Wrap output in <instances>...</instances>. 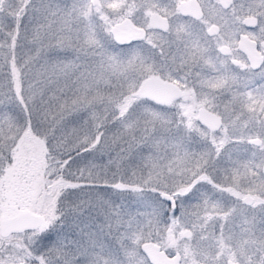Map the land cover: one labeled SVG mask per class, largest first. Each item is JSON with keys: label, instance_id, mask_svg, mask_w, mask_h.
<instances>
[{"label": "snow or ice", "instance_id": "6c2138e0", "mask_svg": "<svg viewBox=\"0 0 264 264\" xmlns=\"http://www.w3.org/2000/svg\"><path fill=\"white\" fill-rule=\"evenodd\" d=\"M0 264H264V0H0Z\"/></svg>", "mask_w": 264, "mask_h": 264}]
</instances>
